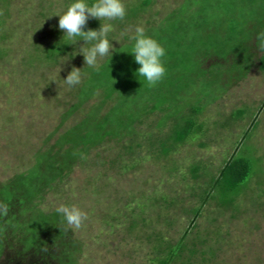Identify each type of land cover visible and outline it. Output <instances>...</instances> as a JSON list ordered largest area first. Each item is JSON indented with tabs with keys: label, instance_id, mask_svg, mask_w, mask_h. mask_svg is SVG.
<instances>
[{
	"label": "rangeland",
	"instance_id": "1",
	"mask_svg": "<svg viewBox=\"0 0 264 264\" xmlns=\"http://www.w3.org/2000/svg\"><path fill=\"white\" fill-rule=\"evenodd\" d=\"M138 1L142 0H122L126 9ZM260 2L264 6V0L258 1L253 10ZM70 5L68 0L11 1L4 28L0 30V49L8 53L6 58L0 59V183L31 171L36 157L45 151L56 152L51 141L47 145L43 142L55 130L58 139L59 134L72 125L73 119H79L77 114L59 129L62 117L73 104L80 102L86 112L101 103L98 91L96 96L84 99V95L77 93L78 85L74 89L64 82L75 62H84L82 54L77 60L65 58L50 67L37 65L32 69L23 61L40 31L39 28L33 30L35 24L44 23L47 27L54 24L59 28L57 15L63 14ZM239 5L244 13L238 14L243 21L247 20L243 31L249 39L246 44H239L242 49L248 48L245 55L250 59L247 62L243 56L232 53L230 47H236L237 43L227 44L224 39L228 36L222 25L225 16L232 17L235 23L240 22L236 18L240 15L235 14L237 0H228V13L222 8L221 0H152L138 19L131 20L132 25L121 28L112 21H103L113 26L107 38L114 49L112 55L98 58V64L102 61L99 68L103 67L104 73L114 81L128 77L127 68L134 63L127 62V49L135 43L132 44L135 29L142 26L145 34L166 50L167 57L162 60L167 71L154 88L157 91L162 88L159 93L168 96L173 106L170 117L201 103L204 107L200 120L204 121L206 133L186 143L171 157L179 168L172 174L167 171L171 167L168 161H152L147 157L146 147L131 156L125 153L124 147L130 142L127 136L117 144L109 143L108 149L102 145L81 153L79 159H66L64 176L54 183L59 184V189L44 185L33 200L32 206L35 204L36 208L25 209L24 215L17 214L20 223L16 226L11 223L12 227L0 231L3 238L0 264H151L155 257L154 233L172 244L185 237V258L189 257L187 249H192L194 242L197 250L194 264H264V73L258 69L259 58L264 53V13L259 19L251 20V5L240 4V0ZM202 19L208 21L204 26ZM219 20L222 24H218ZM5 30L8 37L2 39ZM126 36L130 37L129 41ZM241 48L238 47L240 53ZM217 65L222 70L219 78L208 77L209 70ZM182 66L190 67L189 72H183ZM196 70L202 71L205 77H199ZM180 77H190L187 86L179 87ZM90 78L91 74H85L81 83ZM135 96L129 101L123 100L128 103V109L143 115L145 104ZM130 101L134 103L131 108ZM121 102L123 105L122 100L119 104ZM242 107H248L250 113L238 123L229 121L232 111ZM254 115L258 119L256 128L250 126ZM170 117L163 121L167 122ZM156 119H146L143 127L147 128ZM202 143L206 146H201ZM242 143L249 154H258L256 156L262 159L258 176L253 178L250 188L240 194L238 212L219 209L214 202L202 204L192 194L205 186L208 177L194 181L189 174L190 166L202 163L216 173ZM96 154L100 155L99 159L95 158ZM120 155L129 169L110 165L109 162ZM51 156L54 157L48 153L47 157ZM56 161L55 167L62 165L61 157ZM42 174L44 183L53 176L46 171ZM142 195L145 197L141 198ZM164 197L168 202L173 198L182 201L163 213ZM150 201L162 208L139 206ZM61 205L80 208L88 219L80 229H68L59 215L52 227L58 231L53 232L51 228L52 232L42 237L44 243L38 242L25 250L23 240L25 230L30 228V217L36 216L38 211L45 215L58 214L56 209ZM200 206V216L195 217L188 211ZM162 213L166 218L158 221ZM151 218L153 224L143 223V219ZM133 221L137 223L135 230L130 228ZM210 248H214L215 253ZM180 263L178 260L174 264Z\"/></svg>",
	"mask_w": 264,
	"mask_h": 264
},
{
	"label": "trees",
	"instance_id": "2",
	"mask_svg": "<svg viewBox=\"0 0 264 264\" xmlns=\"http://www.w3.org/2000/svg\"><path fill=\"white\" fill-rule=\"evenodd\" d=\"M11 1L12 0H0V30L4 28L5 17L8 16ZM68 1L71 4L75 2V0ZM221 1L222 8H226L228 13L229 9L226 7V5H228V0ZM258 1L261 0H240V4L245 2L247 5H251V20L259 19L261 14L264 13V6L261 2L257 3L258 7H255L253 10L254 5ZM87 2L91 4L94 2V0H87ZM151 4L152 0L138 1L136 5H131L128 9H126V16L124 20H113L112 23L115 25L117 24V26L119 25V27L121 26V28L132 25L133 22L130 23L131 20L138 19L140 15L150 7ZM221 10L222 9L220 8V11ZM239 12L244 13L239 5V0H237L235 14L237 13V15H240V17H235L239 18L240 22L235 23L231 19L232 17L229 18L228 16H225V19L223 20L224 23L222 24L221 20H219L218 24H222L223 26L225 25L223 30L228 33V36L224 38L227 40V44H230L231 42L237 43L236 47H230L232 53H236L237 57L243 56V59L247 62L250 59L249 55H245L248 48L243 47L242 49L239 45L240 43L246 44V41L249 39V36L243 31V26L247 23V20L243 21L241 14H238ZM207 22H205L204 19L201 20L203 26L204 24H207ZM102 23L103 21H100L99 19L90 18L84 30H98ZM228 23L230 25H228ZM38 25L39 24L37 23L34 26L35 28L33 27V30L39 28L40 31H36V39L31 46V50H27L25 55L26 57L23 59L25 65L32 69L36 68L37 65L50 67L52 65L54 66L59 64L60 61L65 58H69L71 60H77L78 57L80 58V54L75 55V53L79 52L80 47L84 45L85 42L83 40L79 41L80 38H77L78 43L72 44L71 40L67 38L63 39L65 34L58 28V26L53 24L50 27H47V24L44 23L40 24L39 26ZM3 33L2 39H6V37H8L7 31L5 30ZM110 35L111 33H109L107 37ZM41 39L43 40L41 41ZM45 39L49 40V42H46ZM125 39L128 40L130 37L126 36ZM133 42L134 40L132 41V44ZM237 45L239 48H241L243 54L238 52L239 50ZM91 46V44L85 45V47ZM133 46L134 44L130 47V49H127L129 52L126 58L129 57L130 60H126L127 62L132 60L131 63L134 64L128 66L126 71L128 77H123L122 80H111L109 78L110 76L104 73L103 67L97 70L95 68L87 67L84 62L79 60L75 62L74 67L81 69V77H83L85 74H91L90 80L78 84L77 93L84 95V99H88L89 96L94 97L99 92L100 94L97 96L100 97L101 103L94 105L90 111L86 110V112L84 108L81 107L80 102L73 104L62 117V123L59 125V129L62 128L66 121L68 122L70 118L76 116L77 114L80 115L79 119H73L72 125L62 131L63 133L59 134L58 139L54 134L58 131L55 130L47 138H45V141L43 142L44 144L42 143L43 145H47V143L51 141V147H53L56 152L54 153L51 150L48 152L45 151V154L42 153L36 157V164L33 166L31 165L33 168L31 171L15 175L13 178L5 181L4 183H0V203L5 204L8 207L7 214L0 216V231L6 229L8 226L12 227L10 225L11 223L13 226H16L17 223L19 224L20 221L17 214H22L27 210L29 211L36 208L35 204L32 206L33 200L35 201L36 196H38L37 190L43 189L44 185L45 188L53 187L54 190L59 189V184L54 183L58 181L60 182L61 178L64 176L62 174L64 172L63 168L66 159H79L81 153H86L87 150H95L97 147L102 145L105 146V149H108L107 145L109 143L113 142L117 144L121 139L127 136V138H130V142L126 147H124L125 153L131 156L134 155V153H138L137 151H140L142 148L146 147L149 153L147 154V157L152 159V161L163 159L168 161L171 167L167 168V171L172 174L178 171L179 168L175 166V163L171 157L177 154L180 151V148L189 141L199 139L200 134L205 135L207 129L204 127V121L200 120L201 115H203L202 110L204 105L201 103L194 106L191 105L185 110V112L177 113L175 116H171V118L169 113L173 110V106L172 104H169V98H167L168 96L159 93L162 88H160L161 90L158 89L159 91H157V89L154 87H149L143 78L138 77L137 70L140 65L135 62L134 56L131 54V49ZM7 55L8 53L6 50L0 49V59L6 58ZM165 56L167 57V55ZM100 64H102V61L99 63V67L102 66ZM196 66L197 65H194L193 68L196 69ZM165 68L167 71V67ZM182 68H184L183 72L186 73H188L190 70V67L182 66ZM197 69L199 68L197 67ZM258 69L260 72L264 73V53L259 58ZM221 71L220 65L214 66L211 68V70H209L208 77L219 78ZM196 72L199 77H205L202 76V73H200L202 71L196 70ZM189 78L190 77H180L179 81L177 82L179 87L183 88L184 86H187V81ZM157 85H159V82ZM148 94L149 99H147ZM152 94L155 96L161 95L162 98L159 96L157 98L153 97ZM133 95H136L137 98H140L139 101L144 102V111L146 112L143 115L137 112H132V109L127 108L128 103L124 100L128 99L129 101L130 97ZM121 100L124 102L123 105L122 102L121 105L119 104ZM129 104V108H131L134 103H131L130 101ZM103 109L105 111L100 113ZM250 111L251 110L248 107L235 109L230 114L229 121L238 123L239 121H242L250 113ZM167 115L170 118L167 122H164L163 119L168 118L166 117ZM255 116L256 115L253 116V120L250 124V126L252 125L253 128H256L258 125V119ZM152 117L157 118L154 122L155 125L153 123L148 125L147 128H144L143 125L146 123V119L148 121L151 120ZM201 146H206V144L202 143ZM245 147L246 145L242 143L240 149H238L235 153L231 152L227 159L222 162L216 173L210 172V170H208L202 163L192 164L189 168V174L194 181H197L202 176L208 177L205 186L192 195L194 197H198L202 204L206 202H214L219 209L237 210L238 212L239 200L241 198L240 194L242 191H246L248 188H250L249 184L253 181L254 177L258 176L260 171H258V164L261 163L262 159L260 156H256L258 154H255V156L253 154H249V149L247 151ZM48 153L50 155H54V157H47ZM99 156V154H96L95 158L97 159ZM57 157H61L63 162L60 161L59 163H62L63 166L59 164L58 167H55V162L57 163ZM45 158L52 159V161L45 160ZM120 158H122L121 155L110 161V165L113 167L120 165L122 170L129 169V166L123 164V161ZM86 159L82 160L81 162L84 163ZM45 171L46 173L49 172L53 174L48 183L45 182L46 184L42 180L44 179L42 173ZM143 197H145V195H142L141 198ZM162 200L165 202L163 208L158 206V204L155 205V203L151 201L149 204L141 203L139 206L141 208H162V212L165 213L166 210L170 209V207L172 208L175 206L177 201L179 203L182 201L181 199L179 200L173 198L168 202L166 197L162 198ZM155 201L158 202L159 200L155 199ZM188 211L191 214H194L195 217L197 215L200 216L201 206ZM163 213L160 214L162 216H158V221L162 218H166V215ZM59 215L60 214H56V212L53 215H45L43 212L40 213L38 211L36 216L30 217V228H27L28 231L25 230L27 233L26 236H24L25 240H23L25 244L24 247L26 248L25 250L30 249L31 245L33 246L34 244H38V242L44 243L42 241V237H44L45 234H50L52 232L51 228L57 222L55 219L58 218ZM3 217H6V220H3ZM143 221L145 224L154 223L152 218L150 220L143 219ZM1 224L5 227L1 226ZM136 227L137 223L133 221L130 228L135 230ZM195 227L196 224L193 227V231ZM57 231L53 229V232ZM153 235L155 236V257L151 260V264H174L178 260H181L180 264H194V257L197 253L194 242L192 244V249H187L189 252V257L185 258L183 257L184 251L187 248L185 237L177 241L175 244H172L165 241V239H163L159 233H154ZM2 239L3 238H0L1 248ZM1 248L0 251L2 250ZM210 249L213 253H215L214 248Z\"/></svg>",
	"mask_w": 264,
	"mask_h": 264
},
{
	"label": "clouds",
	"instance_id": "3",
	"mask_svg": "<svg viewBox=\"0 0 264 264\" xmlns=\"http://www.w3.org/2000/svg\"><path fill=\"white\" fill-rule=\"evenodd\" d=\"M57 16H59V29L65 34L63 39L71 40L72 44L78 43L77 38L85 42L75 55L82 54L87 67L99 70L98 58L113 53V45L107 38L113 26L110 23H102L98 30L85 31L84 29L90 18L100 21L124 20L126 7L122 0H94L91 4L87 0H75L63 14ZM132 39L135 43L131 54L135 62L140 65L137 75L143 78L149 87H154L162 81L166 74L162 60L166 55V50L155 39L147 36L142 26L135 29ZM88 44L92 46L85 47ZM64 82L68 86L80 84L81 69L73 67ZM56 211L61 215L68 229H80L88 219L87 213L76 206L61 205ZM7 212V205L0 203V215H6Z\"/></svg>",
	"mask_w": 264,
	"mask_h": 264
}]
</instances>
